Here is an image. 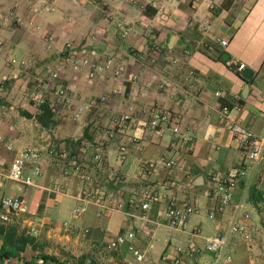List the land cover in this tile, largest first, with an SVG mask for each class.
<instances>
[{"label": "crops", "instance_id": "0c3cea01", "mask_svg": "<svg viewBox=\"0 0 264 264\" xmlns=\"http://www.w3.org/2000/svg\"><path fill=\"white\" fill-rule=\"evenodd\" d=\"M144 1L0 0V14H12L22 22L19 26H5L1 31L0 78L7 80L0 85V107L3 109L0 136L11 140L15 149L33 146L44 156L49 148L64 150L80 155L90 165L93 154L100 150L105 168L122 177L120 182H112L106 174L100 178L98 193L110 205L143 189H152L172 195L179 205L192 204L208 214L211 204L201 192L209 186V177L215 172L234 174L241 168L245 169L246 175L238 179L232 205L218 216L213 234L207 236L201 235L199 222L189 226L190 218L184 232L160 223L159 214L166 207L164 200L152 206L147 214V224L124 213L102 212L92 206L78 224L65 229L61 220L83 185L74 176H64L56 159L46 156L42 161L43 174L36 180V187L24 186L42 192L37 212L31 214L26 209L25 215L38 218L35 238L43 245L44 253L46 242L38 238L41 232L46 240L63 250L89 244L90 249L85 247L84 250H90V257L99 258L100 253L93 251V245L105 246L119 233L134 229L135 244L144 252V261L136 262L127 253L126 246H121L115 251L114 264H170L174 248L186 245L192 231L198 233L194 243L201 247L204 238L218 234L225 229L226 223L229 224L235 204L241 200L249 204L251 186L264 190V175L259 167L244 160L235 135L219 118L220 110L226 107L229 116L240 127L262 135L264 0H155L154 5L141 9ZM46 7H53V10L48 11ZM117 19H124L132 29L128 52L118 37L114 25ZM202 27H206V31H202ZM219 40L227 41V46H221ZM67 42L94 49L101 60L111 57L113 66L122 68L133 79L124 84L118 95L111 92L116 83L110 76L98 77L90 83L83 76L74 77L68 72L58 82L50 84L47 68ZM223 54L227 55L225 61L221 60ZM12 58L27 60L29 65L25 68L12 65ZM240 64L244 65L243 70L252 71L250 79L242 77L243 70H238ZM16 74H20V78H15ZM147 83L151 86L147 87ZM58 85L68 89L71 105L62 103L55 94ZM40 96L50 103L54 113L56 123L52 129L43 128L35 120L39 106L36 100ZM93 97L102 98L103 104L82 121H74L71 118L73 109L81 101ZM153 107L178 118L181 132L193 134L191 146L176 145L169 131L158 138L141 128L148 119L149 108ZM109 112L130 113L137 124L127 135L139 138L140 144L131 149L122 163L116 158V148L122 138L116 136L101 147L97 144L101 135L92 131L94 126L102 129L108 126L106 114ZM85 142L94 145L85 148ZM174 155L179 168L161 169L147 179L140 178L138 167L142 162ZM12 157L13 153L0 149L1 171L8 168ZM197 178L201 180L195 186ZM7 182L0 178V199L11 196L24 201L26 192L20 194L17 188L15 194ZM0 212V215L5 212L1 205ZM250 214L252 234L258 218L254 212ZM23 216H20L21 228L16 226L26 233ZM84 230L88 232L84 234ZM77 232L87 237L86 243L78 245ZM172 241L176 245L173 246ZM234 242L235 245L228 249L231 260L226 264L243 261L244 252L239 244L243 242L235 240L232 244ZM162 243L166 246L159 249ZM61 249L51 255L62 262L71 260L62 255ZM233 252L238 253L236 263ZM88 255L81 257L85 264H92ZM117 259H123V262ZM15 263L16 258L4 262ZM200 263L211 264L212 259L203 256Z\"/></svg>", "mask_w": 264, "mask_h": 264}, {"label": "built area", "instance_id": "2783aa9c", "mask_svg": "<svg viewBox=\"0 0 264 264\" xmlns=\"http://www.w3.org/2000/svg\"><path fill=\"white\" fill-rule=\"evenodd\" d=\"M154 4L155 0H145L140 8L144 9L146 6H152ZM46 9L52 11L53 7H46ZM21 23V20L12 14H0V46L3 44L1 31L4 27L12 25L19 26ZM114 25L117 29L119 39L124 44L125 51L128 52L130 49L128 38L132 32L130 25L124 19L114 20ZM201 30L206 31V27H202ZM218 42L223 47L227 46V41L225 40H219ZM10 62L12 65L20 68H25L29 65V61L27 60L18 61L12 58ZM113 65L114 62L111 57H106L101 60L99 54L94 49L67 42L64 44L58 57L47 68L46 73L50 84L58 82L60 77L68 72L74 77L83 76L90 83L98 77L110 76L116 83V86L111 92L112 94L118 95L124 84L130 82L133 78H130L131 76L128 77L122 68L114 67ZM243 69L244 65L240 64L238 70L242 71ZM15 78H20V74H16ZM6 80V78H0V85L2 86ZM150 86L151 84L147 83V87ZM68 93V89L65 87L55 86V94L62 103L71 105L72 101ZM36 102L40 105L45 102V99L40 96ZM102 104L103 99L100 97H93L81 101L71 112V118L74 121L80 122L85 116L94 112ZM2 111L3 109L0 107V114ZM228 113V108L223 107L220 110V120L226 122L225 128L235 135L244 160L251 163L255 168L259 167L261 174L264 175V114L261 117L262 135L258 136L240 127ZM106 117L108 118V126L104 129L101 126H94L92 131L101 135L97 143L101 147L111 142L116 136L122 138V141L116 148L117 161L122 163L129 156L131 149L140 144L139 138L127 135V132L136 128L137 124L130 113L117 115L109 112L106 114ZM178 122L177 117L157 107H153L149 108L148 119L141 125V128L149 135L158 138H162L165 132L169 131L174 136L176 145L184 144V146L189 147L193 143V134L191 132L182 133ZM93 145V143L89 142L84 143L85 148H90ZM0 149L13 153L8 168L5 171L0 170V178L26 187H36V180L43 174L42 161L44 157L48 156L56 159L64 176H74L83 185L81 192L75 197L72 208V215L76 218L82 217L90 207L94 206L102 212L115 211L124 213L131 218L137 219L142 224H147L149 222L147 214L151 211L152 206L164 200L166 207L159 214L160 223L171 229L184 232L190 216L198 211L192 204L179 205L172 195L157 192L152 189H143L137 194L129 196L124 201L110 205L109 201L98 193L100 178L106 174L107 178L112 182H120L122 181V177L116 172L109 171L105 168L100 150L95 151L92 156L93 164L90 165L80 155L71 154L64 150L49 148L46 156H44L42 151L36 147L15 149L11 140H5L1 136ZM177 168H179V165L174 155L172 157L144 161L139 165L138 170L140 178L147 179L161 169L172 170ZM245 175V169L241 168L234 174L215 172L209 177V186L201 192V196L211 204L208 219L216 220L218 216L223 214L225 209L232 205L238 179L245 177ZM176 187L179 186L177 185ZM0 205L5 210L0 215V224H7L12 217L19 218L26 214L24 201L20 197L4 196L0 199ZM251 212L257 214L250 204L242 200L235 204L227 230L204 238L201 247L195 245L194 238L197 237L198 233L192 231L186 245H180L174 248L173 254L169 259L170 264H202L200 263V258L203 256L210 257L212 259L211 264H226L230 262L231 256L228 254L230 236L237 235L245 243L250 241ZM25 219L24 223L27 226L26 234L36 237L38 231L37 226L39 224L38 218L36 216H29ZM63 227L65 229L72 228L71 224L68 223H63ZM87 232L88 230H84L83 233L86 234ZM135 241V231L134 229H130L116 235L105 246L93 245L92 249L95 253L99 254L103 251L104 247L108 250L116 251L121 246H126L127 253L136 262L140 263L144 261L145 254L136 246Z\"/></svg>", "mask_w": 264, "mask_h": 264}, {"label": "rangeland", "instance_id": "374dc122", "mask_svg": "<svg viewBox=\"0 0 264 264\" xmlns=\"http://www.w3.org/2000/svg\"><path fill=\"white\" fill-rule=\"evenodd\" d=\"M27 147H33V146H27ZM9 157V156H8ZM9 159V158H8ZM7 185L9 187V189L11 191H13L15 194L18 193L17 188H19V193H23L26 192V198H24V203L26 206V209L29 213H33L35 214L38 210V206L40 203V198H41V191L35 192L33 191V188H26L20 184L14 183V182H7ZM30 194V196L28 197V195ZM32 194V195H31ZM74 202L70 201V204H68L67 209H66V213L64 214V217L62 218L61 221H63L64 223H68L73 225L78 224L80 218H76L72 215V207H73ZM198 211L194 214H192L190 216V220H189V226L195 223H200L201 224V235H210L213 234L215 227H214V223L215 220H210L208 219V214L207 212L203 209V208H199L197 209ZM1 213V212H0ZM29 215H24L22 218H27ZM257 227H253V231L251 234V238L250 241L248 243H245L244 241H242V239L240 237H238L237 235H232L229 238V243H228V249L232 246L235 245V242L232 244L233 241L237 240V242L242 241L243 243H239L241 248H242V252H244V257H243V261L241 264H264V229H262V226L260 224L261 221H259V216L257 214ZM51 220H55V219H51ZM21 217L20 218H15L12 217L9 223H14L17 224L20 228H21ZM230 221V220H229ZM227 225H229L228 223H226ZM224 225L225 229L222 230V232L226 231L228 226ZM78 234V235H77ZM45 235L41 232L38 236V238H42L41 240H44L46 242V253L47 254H53L55 252L56 249H61L59 245L55 244L54 242H51V240H46V238L44 237ZM75 236H78L77 240H78V245L79 243H86V238L87 237H82L81 233L77 232L75 234ZM89 243V242H87ZM87 246L84 247L82 245V247H77V249H70V247H67L65 250L61 249L62 255L65 254L68 256V258L72 259L73 261L77 258H80L81 256H85L90 254V250L87 252L85 251V247H88V249H90V245L86 244ZM172 245H176L173 244L172 241ZM166 246V244L162 243L160 244L159 249L160 248H164ZM162 251V250H161ZM229 251V250H228ZM87 252V253H86ZM45 253V254H46ZM115 251H111L108 249H104L101 253L99 258L96 257H90V255H88V260H90V262L92 264H114L116 262V256H115ZM231 253V252H230ZM233 261L236 263L237 257H238V253H234L233 252ZM54 256V255H53ZM91 258V259H90ZM150 261V258H148ZM121 260V259H117ZM123 262V259L121 260Z\"/></svg>", "mask_w": 264, "mask_h": 264}, {"label": "trees", "instance_id": "16d2710c", "mask_svg": "<svg viewBox=\"0 0 264 264\" xmlns=\"http://www.w3.org/2000/svg\"><path fill=\"white\" fill-rule=\"evenodd\" d=\"M24 115L27 118L31 117L28 114ZM35 120L46 129H52L55 126V116L51 111L50 103L45 101L38 106ZM248 201L258 214L260 224L264 229V190L251 186ZM0 239L2 241L0 264H4L10 258H16L15 264H85V259L82 257L74 261L71 259L62 262L58 257L45 254L43 245L37 242L35 237L26 234L23 230H18L16 224H0Z\"/></svg>", "mask_w": 264, "mask_h": 264}, {"label": "water", "instance_id": "95a60500", "mask_svg": "<svg viewBox=\"0 0 264 264\" xmlns=\"http://www.w3.org/2000/svg\"><path fill=\"white\" fill-rule=\"evenodd\" d=\"M226 57H227V55L226 54H223L221 56V60L225 61L226 60ZM251 74H252V71L250 69H245V70L242 71V77L245 78V79H250ZM199 180H201V179L200 178H197L196 179L195 186H198L199 185Z\"/></svg>", "mask_w": 264, "mask_h": 264}]
</instances>
